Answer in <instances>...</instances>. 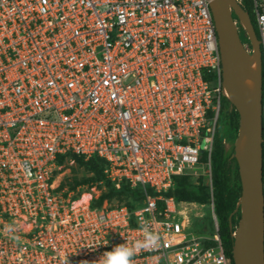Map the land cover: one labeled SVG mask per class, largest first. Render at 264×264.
<instances>
[{"label": "built area", "instance_id": "built-area-1", "mask_svg": "<svg viewBox=\"0 0 264 264\" xmlns=\"http://www.w3.org/2000/svg\"><path fill=\"white\" fill-rule=\"evenodd\" d=\"M251 2L263 165L264 0ZM224 98L209 0H0V264H94L143 242L142 225L158 246L138 248L134 264H233L218 234L210 162ZM74 158L102 160L105 180L139 188L142 204L93 206L102 181L60 188L58 172ZM196 170L209 189L208 233L163 195ZM261 185L264 202L263 176Z\"/></svg>", "mask_w": 264, "mask_h": 264}, {"label": "water", "instance_id": "water-1", "mask_svg": "<svg viewBox=\"0 0 264 264\" xmlns=\"http://www.w3.org/2000/svg\"><path fill=\"white\" fill-rule=\"evenodd\" d=\"M218 39L222 86L238 114L233 156L241 195L240 218L233 236V264H264V202L262 192V63L258 38L249 16L234 0H209ZM249 33L252 54L243 47L232 14ZM249 247L246 252V247Z\"/></svg>", "mask_w": 264, "mask_h": 264}, {"label": "trees", "instance_id": "trees-1", "mask_svg": "<svg viewBox=\"0 0 264 264\" xmlns=\"http://www.w3.org/2000/svg\"><path fill=\"white\" fill-rule=\"evenodd\" d=\"M239 37L242 42L240 35ZM235 113L237 119L235 128L237 130L238 115L237 112ZM227 125H231V119H228ZM224 151L222 137L220 133L218 134L216 126L210 154L214 213L217 218L218 234L221 244L226 253L232 256L231 252L233 247V237L231 236V233L236 229L237 221L234 220V214L233 220L232 218L230 220L228 212L235 210L236 203L238 202L241 195V186L239 182L236 160L233 156L234 152L225 158ZM74 160L76 166L86 167L93 174V176L79 181L75 178L71 179L69 189H74L80 184H94L100 181L103 182V185L106 188V190L102 191L98 198L93 201V206H100L104 201H107L111 195L131 196L135 202H139V204H134V202L123 203L130 208H134L136 205L142 204L143 195L139 188H130L128 185H123L119 190H116L110 185L108 181L105 180L103 175L104 163L102 160L90 159L88 161H83L80 158H74ZM205 160L206 154H202L201 161L203 162ZM194 176L195 175L190 174L175 176L173 178L172 186L167 191L163 192V195L174 198V192L176 191L179 201L200 203L203 200L204 195L199 196L196 193L188 190L189 187H193L195 185ZM262 176L264 177V162L262 165ZM63 186L65 185L62 183L60 188ZM204 187L207 191V186L204 185ZM207 196V201H209V193Z\"/></svg>", "mask_w": 264, "mask_h": 264}, {"label": "rangeland", "instance_id": "rangeland-1", "mask_svg": "<svg viewBox=\"0 0 264 264\" xmlns=\"http://www.w3.org/2000/svg\"><path fill=\"white\" fill-rule=\"evenodd\" d=\"M240 7L242 10L249 15L253 24L255 23L254 14L252 11V2L251 0H240ZM233 20H235L238 25V33L241 36L242 44H248V38L245 35V29L240 24L238 17L233 13ZM258 35V31H257ZM234 107L228 101V99L221 100V112L219 114L218 122H217V130L218 134H221L222 142L224 145V156L227 158L232 152L234 148V142L237 136L236 130V113ZM238 115V114H237ZM228 119H231V125H227ZM196 175L194 176L195 185L193 187H189L188 190L196 193L199 196H203L204 198L200 203H188L178 200L177 192H174V199L178 204L177 209L183 212V215L187 216L190 222V225L194 227V229L199 233H208L212 230V222H211V204L210 197L209 201H207L209 189L204 187L205 185V177L202 174V170H196ZM93 174L86 167H78L76 164L66 163L62 169L58 172L57 179L60 183H63L66 187H69L71 179L75 178L78 181L84 180L92 177ZM86 185V184H80ZM206 186V185H205ZM210 196V195H209ZM125 202H134V204H139V202H135V200L131 196L124 195H111V197L107 200L109 205L122 204ZM234 211L231 210L228 212L229 219L233 220Z\"/></svg>", "mask_w": 264, "mask_h": 264}, {"label": "clouds", "instance_id": "clouds-1", "mask_svg": "<svg viewBox=\"0 0 264 264\" xmlns=\"http://www.w3.org/2000/svg\"><path fill=\"white\" fill-rule=\"evenodd\" d=\"M142 230L145 233V240L143 242H137L136 245L131 247L126 244L117 245L113 247L111 251L103 253L94 264H134L132 258L138 248L158 246L159 237L149 233L146 225H142ZM11 238L17 243L20 242L19 236H13ZM82 264H87V262H82Z\"/></svg>", "mask_w": 264, "mask_h": 264}, {"label": "flooded vegetation", "instance_id": "flooded-vegetation-1", "mask_svg": "<svg viewBox=\"0 0 264 264\" xmlns=\"http://www.w3.org/2000/svg\"><path fill=\"white\" fill-rule=\"evenodd\" d=\"M232 15H233V14H232ZM248 16H249V15H248ZM249 20H250L251 26H252V28H253V30H254L256 36L258 37V35H257V25H256V22L253 24V22H252V20H251L250 17H249ZM254 20H255V19H254Z\"/></svg>", "mask_w": 264, "mask_h": 264}, {"label": "bare ground", "instance_id": "bare-ground-1", "mask_svg": "<svg viewBox=\"0 0 264 264\" xmlns=\"http://www.w3.org/2000/svg\"><path fill=\"white\" fill-rule=\"evenodd\" d=\"M248 249H249V247L247 246V247H246V252L248 251Z\"/></svg>", "mask_w": 264, "mask_h": 264}]
</instances>
